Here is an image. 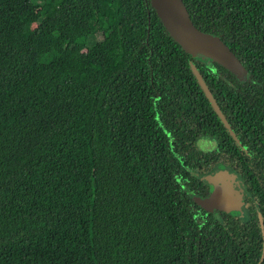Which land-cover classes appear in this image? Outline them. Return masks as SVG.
Here are the masks:
<instances>
[{
	"label": "trees",
	"instance_id": "1",
	"mask_svg": "<svg viewBox=\"0 0 264 264\" xmlns=\"http://www.w3.org/2000/svg\"><path fill=\"white\" fill-rule=\"evenodd\" d=\"M182 1L246 75L150 0H0V264H264V0ZM214 169L242 211L198 204Z\"/></svg>",
	"mask_w": 264,
	"mask_h": 264
},
{
	"label": "water",
	"instance_id": "2",
	"mask_svg": "<svg viewBox=\"0 0 264 264\" xmlns=\"http://www.w3.org/2000/svg\"><path fill=\"white\" fill-rule=\"evenodd\" d=\"M150 4L166 31L185 52L193 57L200 55L217 62L239 78L247 74L240 60L218 36L203 32L192 23L182 0H150ZM192 71L213 109L229 129L224 115L202 76L195 67H192ZM204 180L212 186V189L207 197L198 200V204L203 209L207 211L217 209L226 212L241 210L243 182L235 172L214 169L206 174ZM259 218L263 228L261 216Z\"/></svg>",
	"mask_w": 264,
	"mask_h": 264
},
{
	"label": "rangeland",
	"instance_id": "3",
	"mask_svg": "<svg viewBox=\"0 0 264 264\" xmlns=\"http://www.w3.org/2000/svg\"><path fill=\"white\" fill-rule=\"evenodd\" d=\"M88 19H89V16H85L80 19L79 23L75 26L78 32H85V31L91 30V28L87 25ZM92 39H100V36L99 35L93 36ZM197 145L200 149L207 151V150L213 149L216 146V143L212 139H207V138L202 139L201 138L200 140H198Z\"/></svg>",
	"mask_w": 264,
	"mask_h": 264
}]
</instances>
